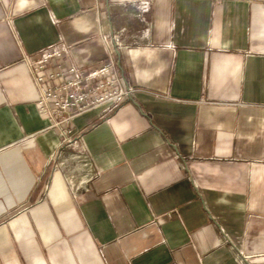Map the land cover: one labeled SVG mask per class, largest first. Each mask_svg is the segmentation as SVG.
Returning <instances> with one entry per match:
<instances>
[{"label":"crops","instance_id":"obj_1","mask_svg":"<svg viewBox=\"0 0 264 264\" xmlns=\"http://www.w3.org/2000/svg\"><path fill=\"white\" fill-rule=\"evenodd\" d=\"M143 1L0 0V264H264V0ZM62 47L134 89L70 145L30 73Z\"/></svg>","mask_w":264,"mask_h":264},{"label":"built area","instance_id":"obj_2","mask_svg":"<svg viewBox=\"0 0 264 264\" xmlns=\"http://www.w3.org/2000/svg\"><path fill=\"white\" fill-rule=\"evenodd\" d=\"M139 3L142 13L148 11L149 2ZM116 49H120L118 37H112ZM65 48H54L44 53L39 61L30 67L33 85L38 92L39 114L48 122V131H55L60 144H71L68 127L74 118L94 108L104 112L118 110L126 97L134 92L124 85L118 76L116 61L107 56L106 61L96 68H84L72 63H57L52 59H62ZM53 171L60 163L50 159Z\"/></svg>","mask_w":264,"mask_h":264},{"label":"rangeland","instance_id":"obj_3","mask_svg":"<svg viewBox=\"0 0 264 264\" xmlns=\"http://www.w3.org/2000/svg\"><path fill=\"white\" fill-rule=\"evenodd\" d=\"M50 168H52L51 165H50ZM52 169H53V168H52Z\"/></svg>","mask_w":264,"mask_h":264}]
</instances>
